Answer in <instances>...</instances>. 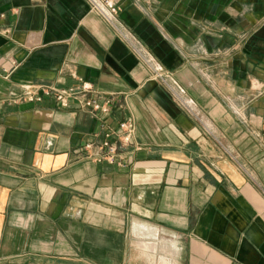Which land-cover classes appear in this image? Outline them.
Listing matches in <instances>:
<instances>
[{
	"label": "crops",
	"instance_id": "obj_1",
	"mask_svg": "<svg viewBox=\"0 0 264 264\" xmlns=\"http://www.w3.org/2000/svg\"><path fill=\"white\" fill-rule=\"evenodd\" d=\"M114 2L0 0V264H264V0Z\"/></svg>",
	"mask_w": 264,
	"mask_h": 264
},
{
	"label": "built area",
	"instance_id": "obj_2",
	"mask_svg": "<svg viewBox=\"0 0 264 264\" xmlns=\"http://www.w3.org/2000/svg\"><path fill=\"white\" fill-rule=\"evenodd\" d=\"M90 4L92 11L102 16L112 27L121 32L118 23L119 8L114 0H87ZM128 41L129 39L126 38ZM130 42V41H129ZM131 43V42H130ZM136 52L143 57L139 49L134 47ZM148 66L152 70V76L155 79L166 82V75L159 66H154L153 62L146 59ZM93 92V86L90 83H83L81 91L75 93L72 90H58L52 87H30V90L25 95V99L31 103L42 102L45 98H54L64 108L69 106V100L76 97L78 94L86 95ZM177 97H180L177 93ZM110 102L100 103L95 99H83L81 105L87 108L92 113L109 114ZM187 105V104H186ZM105 125H103L104 127ZM136 131L135 122L132 118L122 121L117 130L108 131L105 134L104 140L99 144L101 154L97 156V160H107L110 163L119 161L120 149L129 146L133 143L134 134ZM86 149H93V144H86Z\"/></svg>",
	"mask_w": 264,
	"mask_h": 264
}]
</instances>
